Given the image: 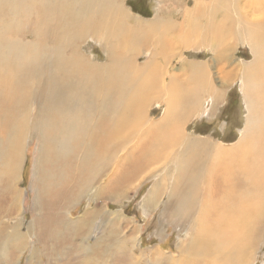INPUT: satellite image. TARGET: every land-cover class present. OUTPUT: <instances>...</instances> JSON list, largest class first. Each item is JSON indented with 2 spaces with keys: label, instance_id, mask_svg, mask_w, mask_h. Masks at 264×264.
Returning <instances> with one entry per match:
<instances>
[{
  "label": "bare ground",
  "instance_id": "6f19581e",
  "mask_svg": "<svg viewBox=\"0 0 264 264\" xmlns=\"http://www.w3.org/2000/svg\"><path fill=\"white\" fill-rule=\"evenodd\" d=\"M217 1L221 0L210 4L194 0L189 8L184 0H161L163 5L154 18L142 20L127 12L122 0H0V174L4 179L0 191L14 190L15 205L18 190L9 180L13 175L7 160L15 154L18 160L13 167L18 166L24 137L38 128L36 177L45 209L57 200L58 205L66 195L70 199L74 191L101 182L104 176L107 178L95 195L118 200L125 190L124 175L135 179L144 174L145 157L165 160L168 177L173 180L162 211L169 218L162 217L178 225L199 221L201 229L179 247V256L152 248L157 264H201V255L214 262L217 250L221 254L219 235L229 227L222 224L224 219L234 223L233 233L240 235L264 227V0H235V18L225 16L226 24L218 18L221 11L229 9L226 4L217 6ZM168 2L179 12L167 9ZM56 13L61 19L57 17L60 20L53 25L54 16L50 15ZM46 24L50 32L45 30ZM87 38L100 43L104 63L92 61L79 49V43ZM240 43L250 47L251 59L233 63L232 53ZM206 44L211 46L216 64H232L223 72L218 87L209 77L207 62L183 60L181 73L166 75L163 67L171 56ZM142 53L147 57L139 62ZM234 76L241 79L248 112L239 143L223 149L207 139L187 135L180 127L182 122L201 110L206 95L212 96L214 107L223 94L222 87ZM160 98L166 103V112L155 121L148 117L147 108ZM167 159L171 160L169 166ZM60 180L65 181V188L59 190ZM162 183L163 179L158 180L148 191L143 198L146 204L154 202L159 194L156 188ZM104 216L119 229L126 223L132 231L137 229L121 212L110 213L109 208L87 209L76 220L62 215L56 219L59 231L60 223L69 227L77 243L85 230L76 231L88 224L91 227L93 220ZM35 220L32 218L35 228L30 223L24 233L20 219L9 222L14 228L5 227L0 237L9 239L14 251L25 248L29 232L41 233L42 224ZM43 221V228L50 226L48 220ZM203 227L205 238L200 236ZM15 237L23 241L16 242ZM105 238L115 242L117 262L144 261L145 256L138 255L133 245L127 248V240L118 235L102 236L85 251L78 245L71 248L69 237L63 245L53 238L50 251L69 259L76 258L75 250H79L85 256L77 264H100L104 253L98 244ZM6 239L0 241V264L13 262L12 256L5 257ZM90 253L91 259L87 257ZM37 254L36 249L30 252L31 258ZM49 260L56 264L54 258Z\"/></svg>",
  "mask_w": 264,
  "mask_h": 264
},
{
  "label": "rangeland",
  "instance_id": "374dc122",
  "mask_svg": "<svg viewBox=\"0 0 264 264\" xmlns=\"http://www.w3.org/2000/svg\"><path fill=\"white\" fill-rule=\"evenodd\" d=\"M184 1L189 8H191L194 4V0ZM213 1L203 0L204 3L206 2L208 4L212 3ZM135 2H137V4ZM121 3L123 4L124 8L128 10H126L127 12H129L130 14L136 13L141 17L140 19L142 20H152V18H154V16L158 13L159 6L163 5L161 4V0H122ZM135 4L138 7H141L142 10H146V12L141 13L138 11H134L133 6ZM165 4V7L167 9L175 10L177 8L171 2ZM219 4H226L225 7L229 9L228 12H226L225 9L221 11V16H219L220 18H218L219 22L224 20L223 24H226L227 21L224 19L225 16H228V19L233 20L235 18L233 8L234 6L238 7L235 3V0H221L219 3L217 1V6ZM223 7L224 5H222V8ZM244 9L249 10V8ZM176 10H178V8ZM177 12H179V10ZM207 12L208 11H206V13ZM50 16H54L52 18L53 21L51 22V24L53 25L55 21L61 19V15H57V13ZM57 17H60V19ZM49 26L50 25H48V27ZM45 30H49L50 32V27ZM210 48L211 46L206 44L204 47L201 46L199 48H189L183 50V52H181L182 55L178 54L176 56H171V58L169 57L170 59H168V61L164 64L165 68L163 67V70L166 75H177L178 72H182L181 66L184 62H186L185 60H194L193 62H207L209 63V77L213 80L214 85L218 87L223 80V72L230 69L232 64H228L226 66L221 65V63H219V65L218 62L216 64V61L212 60L213 51L212 48ZM79 49H81L83 53L86 54L85 56L87 58L91 59L94 62L96 61L99 63H104L106 60L102 47L97 41L87 38L86 40H83V42L79 43ZM234 50L235 51H233L232 53L233 63H236L235 61L248 62L251 59L252 53L250 47L247 46V44H237ZM145 57H147V54L142 53L139 58V62H143L145 60ZM183 60L184 62L182 63ZM240 82L241 79L239 76L232 77V79L222 87L223 94L221 95V97H219L217 104L214 107L212 106V96L206 95L203 99L201 110H199L194 116L188 117L184 122H182V125L180 127L183 128V131L189 136H197L212 141L214 145H217V148L229 149L237 145L242 136V131H244L246 118L248 115L245 97L241 92ZM30 107L33 109V104H31ZM147 109L148 117L157 121L165 114L166 103L164 100H162V98H160V100L156 102L152 101ZM39 138L40 130L38 128L35 131H29L26 137H24L22 149L19 154V164L16 168H14L15 166L13 167V165H16L15 161L18 159L17 156H14V153V155L12 157L10 156L7 160L8 170L13 175L9 177V180H11V183L18 190V196L15 205L13 200L15 197L14 195L12 196V194H14V190L10 189V194L2 193L0 191V231H3L7 226L9 227V230L12 229V227L14 226L13 224L19 219L22 221L23 229H21L20 231L23 233L25 227L30 223H32L30 225H33L35 228V224H33L32 218H36L35 221H40L42 224L40 234L39 231L37 232V230H32V233H28V238L26 240L27 244L25 248L23 245L22 247L14 251L9 246L10 240H7L4 237H0V241L1 239L7 240L8 248L6 246L4 251L9 255H5V257L6 260H8L11 259L10 256H12V264H29V262L30 264H54L51 263V260H49L50 258H54V262L56 264H65L66 262V264H68V261H70L69 264H77L76 261H80L85 256V253H82L80 251H85V248L90 246L95 240L107 235H110L113 238H116L118 235V237L120 236V238L127 240V248H131L133 245V248L136 250L134 251L137 252L138 255L142 254L145 256L144 261H140L141 263L139 262L140 264H157L155 255H151L150 253L151 250H153L152 248L158 249L163 254H168L175 257L179 256V247L187 240H189L192 234V236H196V233L199 232V221L192 220L189 224L188 222H185L182 223L183 225H178L174 222H167L165 220L169 217L167 213V215H162V211H164L163 204L168 200L167 196L169 189L172 186L173 177L171 180L168 177L170 169L164 166L163 162H165V160L157 157L153 158L154 156H150L151 158L149 159V156L147 154L145 156L148 157L144 158V160H147L145 161V163H147H144L143 167V169L145 170L144 174H142L140 177L138 176L135 179L130 178L128 175H126L125 177L124 175V183L122 188L125 190H123L122 195L118 200H108L103 197L100 199L99 197H97V195H95V193L98 192L100 183L104 182L107 178V176H104V179L102 178L101 182H94L86 190L84 189L81 192L74 191V195L70 199H68L67 195L64 198H61V202L58 205L57 203L59 200H57L55 202L56 204L54 203L55 205L49 208L50 210L47 208H43V195L42 193H40V190H38L40 187V181L36 177V170L38 171L39 163V158L37 155ZM162 158H165V154ZM167 161L168 162L166 164L167 166H169L171 160L169 162V159H167ZM159 170L161 172L156 175ZM171 171L173 170L171 169ZM148 172L151 173L147 174ZM164 173L165 175L160 178V176ZM161 179L164 180V183L161 184L160 188H156V191L159 194L152 204H146L143 201V198L147 195L152 186ZM3 181L4 179L0 174V190L4 188V185L2 186ZM61 181L62 180H60V182ZM64 182L65 181H62V185L60 186L59 184L57 186V189H64ZM175 186L176 182L174 184V187ZM64 193H66V190ZM12 204L15 207H13ZM93 208L102 210L109 208L110 213L117 210L119 211V213L121 212V214L126 219H129V221L136 224L137 229L135 228V230L132 231L131 228L129 229L128 223H126L125 226L123 225V227L121 226L119 229L117 225L113 224L112 222H108L106 220L107 217L104 216L93 220L95 222L91 227L88 224L90 228L86 226L81 230L76 231L78 233L85 230V235L81 239L78 238L79 241L77 240V243L70 236V228L66 227L60 222L59 223L62 226L61 230L59 231L57 222L58 219L56 218H59V216L62 215L64 217H68L69 219L76 220L77 218H79V216L84 214L87 209L89 210ZM61 209L64 212H61ZM228 214H232V211H230ZM117 216L118 215H116V217ZM119 216L121 217V215ZM43 220H48L50 226L43 228ZM9 222L10 224L13 222L14 223L10 225ZM222 224H226L229 226L225 233H220L219 235V250L223 256L217 250V258L214 262H211L209 256L201 255L198 258V261L201 264H264V227H261L258 230L255 229V233L252 230L251 232L245 231L240 235L239 233H233L234 223H229L228 219H224L222 221ZM244 225L245 222H242L240 224V226H243V230H245ZM64 226L66 227V229ZM203 229V234H201L200 236L205 238L207 232L205 227H203ZM77 233L76 235H78ZM65 234L67 236H65ZM52 237L55 240H59L62 245L68 237L71 238V248H73L74 245H78L80 248V251L75 250V253L78 252L77 257H69V259H71L69 260L66 259L68 257L62 254H59L60 257H57L58 255H52V252L50 251V249L52 248L51 244H53ZM132 237H134V239L130 244ZM15 240L16 242L23 241L22 239H18L17 237H15ZM114 243L115 242H113L111 238H105L102 244H98L99 249L103 251L102 253H104L102 257L103 259L100 258V264H121V262L116 261V259L118 260V257L115 255L116 251ZM32 249H36L38 254L36 255V257L31 258L30 252L32 251ZM147 253L150 255H148ZM87 257H90L91 259V253ZM60 258H63V260L65 261ZM56 259L59 261L57 262Z\"/></svg>",
  "mask_w": 264,
  "mask_h": 264
},
{
  "label": "trees",
  "instance_id": "16d2710c",
  "mask_svg": "<svg viewBox=\"0 0 264 264\" xmlns=\"http://www.w3.org/2000/svg\"><path fill=\"white\" fill-rule=\"evenodd\" d=\"M135 3L137 4V2H135ZM136 4L133 6L134 11H138V12H141V13H145L146 12V10H142L141 7H138Z\"/></svg>",
  "mask_w": 264,
  "mask_h": 264
}]
</instances>
